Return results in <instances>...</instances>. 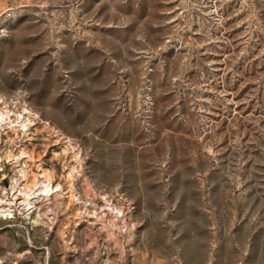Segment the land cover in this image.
Segmentation results:
<instances>
[{"label":"rangeland","instance_id":"obj_1","mask_svg":"<svg viewBox=\"0 0 264 264\" xmlns=\"http://www.w3.org/2000/svg\"><path fill=\"white\" fill-rule=\"evenodd\" d=\"M0 264H264V0H0Z\"/></svg>","mask_w":264,"mask_h":264}]
</instances>
